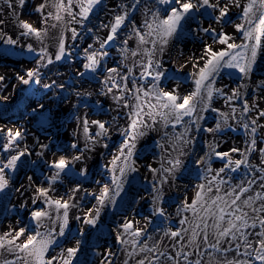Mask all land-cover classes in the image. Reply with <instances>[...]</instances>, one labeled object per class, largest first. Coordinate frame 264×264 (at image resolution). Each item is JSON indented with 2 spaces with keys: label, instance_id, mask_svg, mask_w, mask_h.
Here are the masks:
<instances>
[{
  "label": "bare ground",
  "instance_id": "obj_1",
  "mask_svg": "<svg viewBox=\"0 0 264 264\" xmlns=\"http://www.w3.org/2000/svg\"><path fill=\"white\" fill-rule=\"evenodd\" d=\"M1 210L0 264H264V0H0Z\"/></svg>",
  "mask_w": 264,
  "mask_h": 264
},
{
  "label": "rangeland",
  "instance_id": "obj_2",
  "mask_svg": "<svg viewBox=\"0 0 264 264\" xmlns=\"http://www.w3.org/2000/svg\"><path fill=\"white\" fill-rule=\"evenodd\" d=\"M188 35H190V34H188ZM189 37H191V35L189 36ZM192 38V37H191ZM115 45H114V43L112 44V47H114ZM111 47V48H112ZM108 69H109V66H105L104 67V69H102V74H101V76H103V74H105L106 76L107 75H109L107 78H108V81L111 79L110 78V76L112 75V73H110V71H108ZM108 71V72H107ZM224 71V73L225 74H227L230 78H233V74L235 73V69H233V68H227V70L226 69H221L220 70V75H221V72H223ZM105 72H107V73H105ZM220 75H218L217 77H219ZM84 76H86V75H84ZM100 76V77H101ZM168 76V75H167ZM100 77H96V78H89L88 79V81L90 82L91 80H94V83H98L99 81H101L102 80V77H101V79H100ZM117 79V80H116ZM115 80H112L111 79V84L112 83H114V88L115 87H117V85H121L122 84V80H121V78H120V76H118V78H116ZM148 79H150V77H148ZM152 79H154L153 77H152ZM151 79V80H152ZM120 80V81H119ZM145 80H146V82H147V78H145ZM158 82H156V84H157ZM73 85H74V83H72ZM68 87L69 86H73V85H70L69 83H67L66 84ZM71 96H73V93L72 94H70L68 97H66V99H68L69 97H71ZM75 96H76V93H75ZM74 97V96H73ZM77 98V97H76ZM65 101V100H64ZM66 102V101H65ZM80 103H81V106L83 105V107L85 108V106H84V101H82V100H80L79 101ZM96 102H97V100H96ZM96 102H94V103H92L93 105H96L97 103ZM67 104L63 107V109H62V111L63 112H65L66 111V109L69 111L72 107L69 105V102H66ZM89 103V102H88ZM86 109L87 110H89V104L88 105H86ZM66 113V112H65ZM75 112H73L71 115H70V118L68 119V120H71V118H72V116H73V114H74ZM10 115H12V114H10ZM68 120H66L65 121V126H67V123L69 122ZM51 119L50 118H43V119H40V121H39V127L40 128H43V127H46V126H49V124H51ZM67 122V123H66ZM59 124H61V121L59 122ZM42 125V126H41ZM59 126V125H58ZM205 126H207V125H205ZM101 127V126H100ZM100 127H97V129H95V131H98L99 130V132H100V130H101V128ZM116 127V126H115ZM114 127V128H115ZM208 127V126H207ZM41 132H43V131H41ZM201 134H202V132H201ZM116 137H118V136H116ZM202 139H203V137L202 136H200V137H198L197 138V141H196V144H197V146H199V145H201V142H202ZM61 145H65V142H59L58 144L56 143V148H58V149H60L59 147L61 146ZM153 145H155V144H152V145H150V146H148L145 150H140V157L139 158H142V157H145L146 156V154L149 152V151H152V150H154V147H153ZM24 147H25V144L23 145ZM66 147H68V142H67V146ZM204 146L203 145H201V146H199L198 147V149H197V151H205L204 150V148H203ZM29 149H26L25 150V148H24V150L25 151H34V150H32L30 147H28ZM72 148V147H71ZM201 149V150H200ZM22 150H23V147H22ZM61 151H67L66 149L65 150H61ZM209 151H211V149L209 150ZM194 166H192V168H191V170L187 173V174H185V175H183V177L184 178H188V179H194L195 178V171L196 170H194ZM193 171V172H192ZM182 177V178H183ZM141 179L142 178H137V179H134L133 180V182H136V183H139L140 184V182H141ZM93 181H95V179H92L91 180V185L92 184H94V182ZM89 195H87V197H86V199H89V197H88ZM8 201H9V199H8ZM6 205V204H5ZM121 204L118 206V208L116 207V209H115V211H119V210H121ZM6 207V206H5ZM7 208V207H6ZM4 211L5 210H1L0 212V217L1 218H3L4 217ZM165 212V211H164ZM163 212V213H164ZM157 215L158 214H154V217L153 218H155V217H157ZM34 224V223H33ZM117 221L115 222V226H117ZM104 228V229H103ZM154 228H155V226H151V228H148L150 231H153L154 230ZM142 230V229H141ZM31 231H32V229H31ZM111 233H112V230L107 226V225H105V224H103L102 226H100L99 227V229L93 234V237L87 242V244H88V248H89V246L91 247V248H89V250L91 251H93L92 253H91V255H90V257L92 258V261L90 260V261H87V260H85L86 261V263L87 264H94V262H93V259H94V255H95V252H96V248H97V246H95L96 244H98V243H100L101 242V239H105L106 237H109L108 235H111ZM100 234V235H99ZM113 234V233H112ZM95 236V237H94ZM94 246V247H93ZM93 248H94V250H93ZM61 250H64V248L63 249H61ZM97 253V252H96ZM94 254V255H93ZM93 255V256H92ZM77 264H81L80 262H78ZM85 264V263H84Z\"/></svg>",
  "mask_w": 264,
  "mask_h": 264
}]
</instances>
